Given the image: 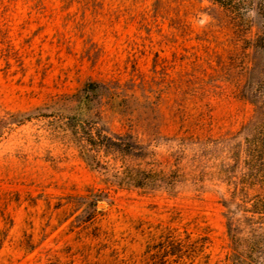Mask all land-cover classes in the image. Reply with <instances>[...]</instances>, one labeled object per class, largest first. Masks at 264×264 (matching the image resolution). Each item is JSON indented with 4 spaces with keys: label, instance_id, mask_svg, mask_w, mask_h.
Masks as SVG:
<instances>
[{
    "label": "rangeland",
    "instance_id": "1",
    "mask_svg": "<svg viewBox=\"0 0 264 264\" xmlns=\"http://www.w3.org/2000/svg\"><path fill=\"white\" fill-rule=\"evenodd\" d=\"M242 46L213 0H0V264H148L165 236L195 248L200 263L264 264V245L232 251L225 216L246 238L250 215L222 206L236 164L211 144L252 115L237 94L251 67L261 76L263 58ZM91 81L116 90L124 116L107 113L113 131L202 140L177 153L171 189L107 186L50 119L17 124ZM177 143L148 162L167 170ZM244 179L235 184L247 192Z\"/></svg>",
    "mask_w": 264,
    "mask_h": 264
},
{
    "label": "trees",
    "instance_id": "2",
    "mask_svg": "<svg viewBox=\"0 0 264 264\" xmlns=\"http://www.w3.org/2000/svg\"><path fill=\"white\" fill-rule=\"evenodd\" d=\"M213 2L224 10L232 33L243 45L240 48L244 50L251 48L263 58L260 67L261 76L256 79L254 77L256 70L251 67L246 72L245 82L237 94L240 99L252 106L251 118L234 135L211 141L214 147L222 148L225 159L236 164L232 173L234 177L227 180L228 183H232L233 193L229 200H221L222 206L228 214L233 213L230 211L231 207H234L235 211L243 207L250 215L245 218V223L249 226L247 231L249 237L246 238H240V232L234 230V218L225 216L227 233L232 251L235 253L242 241L246 242V249L264 245V167L240 163L264 162V7L260 8L258 0H213ZM117 99L118 95L113 86L105 82L91 81L77 92L54 96L44 104L43 108L35 109V111L44 109L47 112H38L36 115L21 114L16 122L20 124L32 119H50V131L60 132L76 151L81 162L89 169L105 176L107 186L143 193L171 189L178 182L177 153L185 151L186 143L202 147V140L192 137L160 140L162 138L153 136L154 138L142 141L130 127L123 132H115L110 128L107 113L124 116L123 110H117L121 106L119 103L116 104ZM11 119L15 118L11 116ZM128 121L131 119L128 118ZM174 141L179 142L177 143L179 148L176 150L171 146L168 148L173 162L169 163L167 170L158 166L156 168L154 163L148 162L154 148L159 145L167 146ZM205 147L206 142L203 148ZM244 177L247 178L244 179L247 181V189H245L247 192L235 184ZM252 187L257 189L258 194L249 198L248 189ZM237 200L240 204L236 202ZM90 206L95 205L90 204ZM157 245L156 253L160 256L157 254L151 256L147 261L148 264H208L207 261L200 263L195 248H184L181 240H174L171 236L160 238ZM234 263L243 264L239 259Z\"/></svg>",
    "mask_w": 264,
    "mask_h": 264
}]
</instances>
